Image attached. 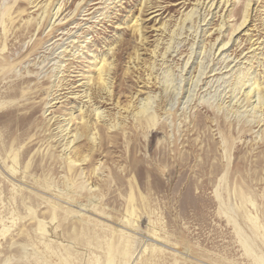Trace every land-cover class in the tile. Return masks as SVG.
<instances>
[{
  "label": "rangeland",
  "instance_id": "374dc122",
  "mask_svg": "<svg viewBox=\"0 0 264 264\" xmlns=\"http://www.w3.org/2000/svg\"><path fill=\"white\" fill-rule=\"evenodd\" d=\"M225 1L0 0V264H264V0Z\"/></svg>",
  "mask_w": 264,
  "mask_h": 264
},
{
  "label": "bare ground",
  "instance_id": "6f19581e",
  "mask_svg": "<svg viewBox=\"0 0 264 264\" xmlns=\"http://www.w3.org/2000/svg\"><path fill=\"white\" fill-rule=\"evenodd\" d=\"M225 2H227L228 3V0H226ZM213 3V2H212ZM187 4V3H186ZM215 4V3H214ZM214 4L212 5V7L214 6ZM218 5V4H217ZM218 7V6H217ZM216 7V8H217ZM151 8V7H150ZM158 8V7H157ZM154 11V10H153ZM193 11V10H192ZM192 11H190V12H192ZM156 12H158V11H154V12H152L151 14H154V13H156ZM189 14H191V13H189ZM155 15V14H154ZM247 21H248V17H247V19H245L244 20V22H243V24L241 25V26H244L246 23H247ZM223 22V21H222ZM240 26V27H241ZM224 27V26H223ZM220 28V27H219ZM101 65V64H100ZM103 65V64H102ZM101 71L99 72V81H100V83H101V85H103L104 86V89H103V92H105V94L104 95H108V91H109V86H110V83H109V78H107L106 77V75H108L107 73H105V66L103 65V67L100 69ZM109 71V68H108V70H107V72ZM254 85V84H253ZM259 92H260V86H256L255 88H251L250 89V91L248 92V94L249 95H251V94H254V93H258L257 95L259 96ZM107 93V94H106ZM110 93V92H109ZM100 95H101V93H100ZM91 96H92V94H89V93H86V98H90V100H92V98H91ZM109 98V97H108ZM108 98H102L101 97V99H103V102L102 103H105L106 101H108L109 99ZM259 98H260V96H259ZM261 99V98H260ZM101 103V102H100ZM144 102H142V106H141V108H140V114H142V116L144 117V118H147L149 121H151L152 119H153V116H152V113H151V108H152V103H150V101L148 100L147 102L145 101V103L143 104ZM141 104V103H140ZM97 108V107H96ZM94 115H95V117L97 118V120H100V121H103L105 118H104V112L103 111H101V109L98 107L97 109H95L94 111ZM75 139H78V137H77V135H76V137H75ZM71 142V141H70ZM69 142V143H70ZM72 142H73V140H72ZM71 142V143H72Z\"/></svg>",
  "mask_w": 264,
  "mask_h": 264
}]
</instances>
